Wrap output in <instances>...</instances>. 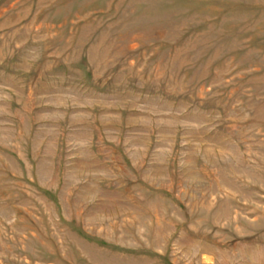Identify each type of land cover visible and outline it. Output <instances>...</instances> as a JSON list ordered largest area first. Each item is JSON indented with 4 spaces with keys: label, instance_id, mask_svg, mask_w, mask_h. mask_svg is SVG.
I'll return each instance as SVG.
<instances>
[{
    "label": "rangeland",
    "instance_id": "rangeland-1",
    "mask_svg": "<svg viewBox=\"0 0 264 264\" xmlns=\"http://www.w3.org/2000/svg\"><path fill=\"white\" fill-rule=\"evenodd\" d=\"M0 264H264V0H0Z\"/></svg>",
    "mask_w": 264,
    "mask_h": 264
}]
</instances>
